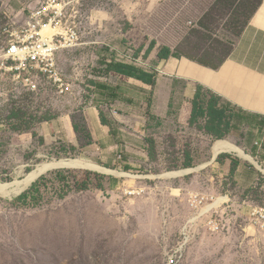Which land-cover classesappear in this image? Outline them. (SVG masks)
Returning a JSON list of instances; mask_svg holds the SVG:
<instances>
[{"label":"rangeland","instance_id":"obj_1","mask_svg":"<svg viewBox=\"0 0 264 264\" xmlns=\"http://www.w3.org/2000/svg\"><path fill=\"white\" fill-rule=\"evenodd\" d=\"M260 1L0 0V181L22 180L43 162L77 157L135 175L59 169L20 195L0 196V264H264V230L252 221L254 209H264V174L234 154L213 161V146L223 139L251 154L249 145L264 137V119L221 100L229 132L215 138L205 130L208 119L192 124L181 117L187 82L173 83L167 75V66L183 59L219 65ZM46 7L61 10L59 32L81 30L79 46L56 55L61 81L5 57L9 12L18 16L25 9L27 19ZM164 48L174 56L162 60ZM112 62L156 73L157 83L112 71ZM172 84L170 115L160 118L155 108ZM205 92L211 100L214 94ZM89 106L105 118L116 150L90 142ZM61 118L79 126L74 144L61 132L41 136L43 124ZM216 162L231 164L227 176ZM234 163L258 173L249 190L232 178ZM205 164L192 174L163 177ZM35 184V198L17 200Z\"/></svg>","mask_w":264,"mask_h":264},{"label":"crops","instance_id":"obj_2","mask_svg":"<svg viewBox=\"0 0 264 264\" xmlns=\"http://www.w3.org/2000/svg\"><path fill=\"white\" fill-rule=\"evenodd\" d=\"M9 13L10 17L14 16L11 19L14 23L24 24L27 20L25 9L20 11L18 16H15L13 11ZM24 18L26 19L25 22ZM167 68L169 70L167 75L174 79L173 83L187 82L184 91L186 106L181 115L187 122L192 120L194 100L199 88L212 92L248 116L264 119V0H262L260 8L253 15L248 26L232 46L229 55L219 65H204L183 59L174 61ZM172 85L170 91H161L160 104L155 108V114L160 118L170 115L175 84ZM84 114L89 135L96 147L98 149L116 150L118 147L116 138L110 127L103 123L98 107L89 106L85 108ZM45 124L39 129L43 137L61 132L71 143L78 138L74 122L69 118H61L57 123L48 121ZM256 142L249 145V151L264 162V150L260 151L255 145ZM247 162L254 164L250 161ZM234 164L238 168H235L232 178L241 191L249 190L259 180L258 173L255 174L247 167ZM216 167L217 170L223 172L221 176L225 177L228 172L226 168L231 167V164L225 162L222 166L216 162Z\"/></svg>","mask_w":264,"mask_h":264},{"label":"built area","instance_id":"obj_3","mask_svg":"<svg viewBox=\"0 0 264 264\" xmlns=\"http://www.w3.org/2000/svg\"><path fill=\"white\" fill-rule=\"evenodd\" d=\"M53 9L46 7L30 11L24 24H17L11 20L8 31L11 37L8 52L12 50L20 52L19 55L13 53L9 56L20 62V67L36 66L41 71L50 72L57 81H61L60 73L56 67V55L58 52L71 51L78 47L81 41V30L75 27L59 32L57 27H59L58 24H61L62 12L56 7ZM45 25L55 26L54 29H57V32L49 38L42 36L41 31ZM20 67L18 66L17 69ZM255 145L260 151H263L264 137L258 140ZM256 158L259 160L258 156ZM193 203L196 204V201ZM252 217L253 224L264 230V209H254Z\"/></svg>","mask_w":264,"mask_h":264},{"label":"bare ground","instance_id":"obj_4","mask_svg":"<svg viewBox=\"0 0 264 264\" xmlns=\"http://www.w3.org/2000/svg\"><path fill=\"white\" fill-rule=\"evenodd\" d=\"M57 32V29H54L50 25H45L42 28L41 35L44 37H52L55 33ZM13 53L15 54H20V52L12 50L8 52L5 57H9ZM213 153H214V158L213 161H215V158H217L219 155L223 153H229V154H234L239 158H242L244 160L250 161L256 165L257 168L261 170V172L264 174V168L263 166L257 162L250 154H248L244 149H241L237 145L227 141V140H219L215 143L213 146ZM212 161V162H213ZM209 164H205L202 166H199L194 169H187V170H182V171H174L170 172L163 177L165 178H177L181 177L184 175L192 174L195 171H199L207 167ZM59 169H73V170H89V171H95V172H100L101 174H107V175H119V176H135L129 173H124L116 170L109 169L107 167H104L100 165L99 163L88 160V159H83L80 157L77 158H63L60 160H54V161H47L43 162L35 169H33L31 172L27 173L26 176L22 179H16L14 182H2L0 181V196H5L7 198H11L13 196L18 195L20 192H22L25 188H27L33 181H35L40 175L46 174L49 171L53 170H59ZM225 198H220L218 200H215L212 204L207 205L203 213H207L210 210H212L215 207H218Z\"/></svg>","mask_w":264,"mask_h":264},{"label":"trees","instance_id":"obj_5","mask_svg":"<svg viewBox=\"0 0 264 264\" xmlns=\"http://www.w3.org/2000/svg\"><path fill=\"white\" fill-rule=\"evenodd\" d=\"M261 4H262V0L260 1L259 6L256 8L254 14L260 8ZM171 56L174 55L172 54V51L169 48H164L159 54V57L162 60H168ZM109 69L112 71H116L120 74L127 75L129 77L137 78L148 84L156 85V81H157L156 73L146 71L136 65L112 62L111 65H109ZM207 96H208L207 92H205L203 88H199L196 98L194 100V111L191 122L192 124H194L196 120H198L199 118L208 119V124L205 128L207 133L215 138H222L229 132V124L224 123L226 119V110L224 108L223 109L219 108L220 101L222 100L219 96L216 97L217 95L216 96L214 95L211 97V100L209 101L207 100ZM102 119H103V123L106 125L105 118L103 117ZM74 127L75 130L78 132L79 126L76 125L75 123ZM88 137L90 142H92L90 135ZM43 180L44 178L41 179V181ZM36 193H39L37 184L33 186V190L26 192L25 194L20 196L19 199L17 200L26 203L29 197L35 198L34 196Z\"/></svg>","mask_w":264,"mask_h":264},{"label":"water","instance_id":"obj_6","mask_svg":"<svg viewBox=\"0 0 264 264\" xmlns=\"http://www.w3.org/2000/svg\"><path fill=\"white\" fill-rule=\"evenodd\" d=\"M215 160H216V158H215ZM42 175H44V174H42ZM42 175H40L36 180H38ZM35 180V181H36ZM35 181H33L27 188H25L22 192H20L18 195H20L21 193H23V192H25L30 186H32L33 185V183L35 182Z\"/></svg>","mask_w":264,"mask_h":264}]
</instances>
